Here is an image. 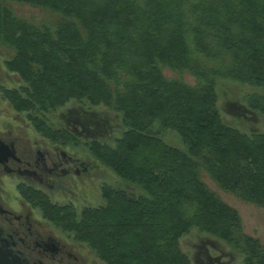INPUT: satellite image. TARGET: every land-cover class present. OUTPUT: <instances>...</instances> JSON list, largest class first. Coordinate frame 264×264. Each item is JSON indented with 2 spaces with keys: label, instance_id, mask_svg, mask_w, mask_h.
<instances>
[{
  "label": "trees",
  "instance_id": "obj_1",
  "mask_svg": "<svg viewBox=\"0 0 264 264\" xmlns=\"http://www.w3.org/2000/svg\"><path fill=\"white\" fill-rule=\"evenodd\" d=\"M10 2L60 20L35 25ZM0 46L10 50L6 70L22 81L0 86L8 103L43 138L82 142L123 182L102 185V204L79 212L32 195L43 218L104 264H194L180 245L192 230L206 235L198 241L239 249L243 264H264V243L243 232L237 210L198 172L264 208V132L228 125L216 91L219 78L264 90V0H0ZM162 67L187 70L197 82L166 78ZM70 100L82 105L76 111L93 130L88 138L48 117ZM227 105L239 119L264 115V92ZM156 126L176 133L185 149L165 142Z\"/></svg>",
  "mask_w": 264,
  "mask_h": 264
},
{
  "label": "rangeland",
  "instance_id": "obj_2",
  "mask_svg": "<svg viewBox=\"0 0 264 264\" xmlns=\"http://www.w3.org/2000/svg\"><path fill=\"white\" fill-rule=\"evenodd\" d=\"M9 6L13 13L35 25L48 24L50 26L59 22V16L50 10L35 7L28 4H18L10 2ZM9 49H4L0 46V86L5 88L19 87L22 81L20 78L11 72H8L4 66V59L10 55ZM204 60V59H203ZM206 61V60H205ZM209 63L214 61L209 60ZM162 73L166 78H178L182 79L190 85L196 84L195 77L187 70L176 71L168 67H162ZM216 91H217V105L219 107L222 119L231 126H235L244 132L261 131L264 132V115L256 114L255 116L239 119L234 116V111L230 110L228 103L244 104L248 95L263 93L262 88L248 85L242 82L233 81L229 79H217ZM75 100H70L66 105L57 108L51 112L48 117L52 122L59 126H63V119L67 109L80 108L82 105ZM85 109L104 111L103 106H90L88 103L84 104ZM113 115V112H108ZM62 119V120H60ZM120 126V124L118 123ZM12 131L13 135L21 138L23 142L37 140L39 143H47L46 140L41 138L42 136L35 131L33 125L29 121V118L25 113L17 112L5 99L0 91V131L8 130ZM154 131L158 132V135L163 138L168 144L178 147L181 150L185 149L184 144L178 135L170 130H164L158 126L154 127ZM119 130L113 131L109 142L112 143V139L119 135ZM88 138V137H87ZM81 141H84V139ZM65 150L75 152L82 159H88L91 162L97 163L95 170L91 172L90 176L83 177L82 180L75 185L69 186L71 193L69 195L60 194L54 195L53 200H57L60 203L71 205L79 212L84 206H98L102 204V197L100 194V188L102 185L118 186L123 182L122 180L109 168L99 163L84 147L82 142L78 145H66L63 146ZM199 175L201 176L207 187L215 192L224 202L234 207L239 215L242 230L249 236L258 238L264 243V208L240 200L234 194L226 192L219 188L217 184L211 179V177L203 169H199ZM6 191L16 194L14 186L5 185ZM51 199V200H52ZM40 215V213H38ZM45 221V220H44ZM46 223V221L44 222ZM47 226L52 230L56 239L65 243L69 249H73L79 255L81 264H104L100 261L90 248L83 242L74 240L72 233L61 231L58 227L48 221ZM206 236L203 233H198L192 230L188 235H185L181 241V250L185 252L190 259H193V246L197 243L199 237ZM208 237V236H207ZM222 247V250L226 252L224 255L230 264H243V254L239 249H233L223 241L215 240ZM213 250V249H212Z\"/></svg>",
  "mask_w": 264,
  "mask_h": 264
},
{
  "label": "flooded vegetation",
  "instance_id": "obj_3",
  "mask_svg": "<svg viewBox=\"0 0 264 264\" xmlns=\"http://www.w3.org/2000/svg\"><path fill=\"white\" fill-rule=\"evenodd\" d=\"M63 126L78 137H88L93 130L76 109H67ZM78 114V115H77ZM0 131V246L19 259V264H81L79 255L56 239L48 220L38 214L32 195H69V186L90 176L97 163L82 159L43 137L23 142L11 128ZM14 186L16 194L6 191ZM22 191L28 195L25 199ZM54 203L64 205L57 200ZM46 223H44L45 221ZM213 249V250H212ZM226 252L215 241L200 239L193 246L194 264H230ZM85 264V262H83Z\"/></svg>",
  "mask_w": 264,
  "mask_h": 264
},
{
  "label": "water",
  "instance_id": "obj_4",
  "mask_svg": "<svg viewBox=\"0 0 264 264\" xmlns=\"http://www.w3.org/2000/svg\"><path fill=\"white\" fill-rule=\"evenodd\" d=\"M0 264H19V259L14 257L7 249L0 246Z\"/></svg>",
  "mask_w": 264,
  "mask_h": 264
}]
</instances>
